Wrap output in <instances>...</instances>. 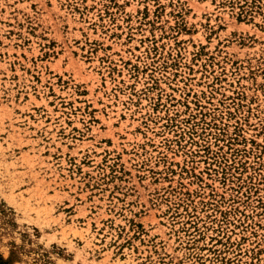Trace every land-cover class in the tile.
Wrapping results in <instances>:
<instances>
[{"label": "rangeland", "instance_id": "obj_1", "mask_svg": "<svg viewBox=\"0 0 264 264\" xmlns=\"http://www.w3.org/2000/svg\"><path fill=\"white\" fill-rule=\"evenodd\" d=\"M0 264H264V0H0Z\"/></svg>", "mask_w": 264, "mask_h": 264}]
</instances>
